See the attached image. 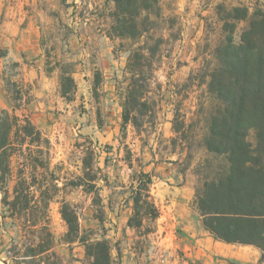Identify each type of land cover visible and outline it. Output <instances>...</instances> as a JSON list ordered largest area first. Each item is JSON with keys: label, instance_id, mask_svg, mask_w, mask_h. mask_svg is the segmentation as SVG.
<instances>
[{"label": "rangeland", "instance_id": "1", "mask_svg": "<svg viewBox=\"0 0 264 264\" xmlns=\"http://www.w3.org/2000/svg\"><path fill=\"white\" fill-rule=\"evenodd\" d=\"M159 6L162 17L157 20L156 34L164 45L155 75L166 95L161 130L167 139L174 136V108L181 102L188 121L197 122L194 132L198 141L205 132V112L211 101L205 73L216 64L213 54L225 38V21L235 8L249 11L248 20L236 23L233 36L235 43H240L250 20L258 11L264 12V0H159ZM113 11L114 3L107 0H0V112L12 114L17 107V115L30 116L51 140L50 171L59 164L65 172L80 173L82 155L77 144L83 137L99 142L104 150L113 147L110 154L101 156L100 167L111 179L110 187L99 182L103 186L101 208L93 205V194L69 189L60 192L50 206L56 250L63 264H88L83 246L61 243L67 231L60 213L63 199L79 207L82 231L92 229L106 235L116 264H264L253 248L215 240L193 209L198 186L193 170L205 157L202 152L195 154L192 166L185 170L184 165L170 162L177 156L164 159L171 151L169 142L152 135L145 145L132 126L124 136L121 101L129 44L107 36ZM64 66L77 84L73 101L60 92V69ZM97 77L100 83L95 88ZM154 88L160 98V89ZM248 140L256 146L255 131ZM130 149L137 153L134 159L139 158L134 166L141 164L154 175L153 195L161 211L157 231L151 222L145 223L141 233L126 227L130 189L122 184L128 185L132 170L120 159L126 158ZM1 200L0 194V264H8L4 251L18 239V229L5 218ZM98 209L103 212V223L97 219ZM148 229L155 232L145 236Z\"/></svg>", "mask_w": 264, "mask_h": 264}, {"label": "trees", "instance_id": "2", "mask_svg": "<svg viewBox=\"0 0 264 264\" xmlns=\"http://www.w3.org/2000/svg\"><path fill=\"white\" fill-rule=\"evenodd\" d=\"M114 3L112 25L107 33L111 39L129 44L124 70L126 87L122 93V123L124 136L132 126L136 136L149 144L152 135L169 142L171 151L161 157L185 166L189 170L195 154L205 157L195 164L198 186L192 207L198 213L207 232L217 241L241 246H254L264 259V12L258 11L249 27L235 43L237 21L249 18L245 8H235L223 26L225 38L214 50V68L205 73L204 84L211 97L205 112V132L196 140L197 122L188 121L181 102L174 108L172 131L165 138L160 119L162 103L166 101L157 84L156 71L163 57L164 40L156 34L161 10L159 0H107ZM100 78L95 80V88ZM155 86L160 89L156 98ZM60 92L73 101L77 84L67 66L60 69ZM0 112V194L5 218L18 229V239L4 251L8 264H63L56 250L57 237L52 230L50 206L67 189L94 195L93 205L102 207L100 181L110 187L111 179L100 167L103 152L110 154L112 146L102 149L90 137L77 144L81 153L80 173L65 172L64 165H51L52 142L27 115ZM251 131L257 144L248 140ZM196 148L198 151H196ZM123 160L132 170L128 185V202L132 214L128 227L141 233L146 222L154 223L161 216L154 195V175L139 164L132 149ZM155 156V155H154ZM108 159H105L107 166ZM60 213L67 225L61 243L78 244L85 249L88 264H116L113 247L106 235L95 230L82 231L79 207L65 199ZM97 219L104 222L98 209ZM155 231L144 233L147 236ZM1 255V253H0ZM229 264H240L230 262Z\"/></svg>", "mask_w": 264, "mask_h": 264}, {"label": "crops", "instance_id": "3", "mask_svg": "<svg viewBox=\"0 0 264 264\" xmlns=\"http://www.w3.org/2000/svg\"><path fill=\"white\" fill-rule=\"evenodd\" d=\"M104 187H107V186H104ZM129 213H130V216H131V214H132V208H131V206H132V202H129ZM130 216H129V218H130ZM129 218H128V220H129ZM128 220L126 221V227L128 228V229H133V228H130V227H128V225H127V223H128ZM134 230V229H133ZM136 230V229H135ZM246 247H250V248H253V249H255L256 250V254H258V259L259 258H262V252L258 249V248H256V247H254V246H246ZM118 257L121 259L122 257H121V255H119V253H118ZM113 258H114V256H113ZM115 260V259H114Z\"/></svg>", "mask_w": 264, "mask_h": 264}]
</instances>
